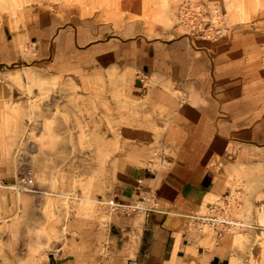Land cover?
Here are the masks:
<instances>
[{
    "label": "rangeland",
    "instance_id": "obj_1",
    "mask_svg": "<svg viewBox=\"0 0 264 264\" xmlns=\"http://www.w3.org/2000/svg\"><path fill=\"white\" fill-rule=\"evenodd\" d=\"M75 26L92 39L82 43L71 33ZM218 26L221 34L214 33ZM178 38L187 39L186 77L198 81L195 87L176 85L183 59L168 60L165 48ZM146 40L164 42L156 65L144 66ZM5 51L14 57L12 69L0 70V153H10L11 167L8 180L0 178V196H8L6 204L0 197V264L112 262L116 213L109 198L140 185L144 170L167 171L179 147L194 141L216 147L223 166H239L210 202L238 219L228 233L242 253L255 255L253 264H264V0H0V56ZM201 55L209 63L198 71ZM205 77L222 100L214 134L205 133L210 125L199 115L209 107L200 97ZM78 92L94 105L90 113L84 102L69 100ZM50 110L62 112L63 132L45 146L37 126L55 122ZM232 124L239 132L225 133ZM71 142L78 147L73 157ZM49 163L54 189L61 169L77 172L76 180L64 176L71 203L52 195L43 204L38 186ZM67 208L73 217L64 228L59 217ZM191 232L201 233L193 224Z\"/></svg>",
    "mask_w": 264,
    "mask_h": 264
},
{
    "label": "crops",
    "instance_id": "obj_2",
    "mask_svg": "<svg viewBox=\"0 0 264 264\" xmlns=\"http://www.w3.org/2000/svg\"><path fill=\"white\" fill-rule=\"evenodd\" d=\"M52 29L50 27V30ZM50 30L45 28L41 33L46 37ZM70 30H72L71 33L82 43H86L92 39L93 33L87 29H80L75 26ZM39 46V48H42L41 56H45V47L43 48V45L40 44ZM185 47H187L186 38L175 39L166 48L164 47V42L161 40H146L143 42L140 52L144 66L156 65L164 48L168 60L179 58L178 62H180L182 58L183 61L176 65V70L179 75L175 79L177 82L176 85L189 88L196 83L194 85L195 87L198 81H195L193 79L194 77L192 80L186 77L188 65H186L187 48ZM13 57L6 51L1 53V71L12 69L7 62ZM196 63L198 65L197 70L200 71L201 65H207L209 63V57L207 55L198 56ZM239 72L241 73V71L237 70L236 74ZM242 73L245 74L244 68ZM155 74L154 72L153 75ZM128 81L129 78L125 77L123 83L125 85L122 87L123 92ZM201 86H204V90H200L201 100L207 102L209 107H206L205 115L201 113L202 111L199 112V115L201 118L202 116L205 117L208 121L207 124L210 125L209 130H206L205 133L214 134L216 121L220 117L221 110L223 109L221 104L222 100L214 96L212 81L209 77H205L202 80ZM247 90L252 91L249 88ZM76 94V100L72 98L69 100L84 102V108L90 113L94 106L92 102L88 99L81 98L80 94L82 93L78 92ZM54 100L58 101L56 99ZM102 102L107 107L104 98ZM234 106L237 108V104ZM231 109L230 117L233 118V105H231ZM27 113L29 114L25 113L26 118L28 116L30 118L32 112L27 111ZM61 113L60 110H50V116L55 118L54 123L40 119L37 128H40L39 132L43 136L42 144L44 143L45 146L47 141L48 144H51L58 140L53 137V133L59 135L63 132V118ZM101 117L103 120V116ZM57 118L59 119L58 121L56 120ZM92 119L90 121L93 123ZM101 123V128H106L105 123ZM72 132L71 130L69 133L72 134ZM224 132L228 134L239 132L238 124L229 125ZM252 134L254 133L252 132ZM185 145L179 147L178 156L167 171L157 174L144 170L141 174L142 183L140 185L109 198V200L117 198L123 202H139L145 194L153 193L159 199L160 207L154 211H138L130 214L111 211L116 214L112 221V243H110L108 250L111 254L110 259L112 262L107 259L108 264H239L241 262L253 264L255 262V255H251L250 253L244 254L238 249L234 235L228 232L220 234L219 230L211 225H208L202 230L198 227L197 216L210 212L212 205L216 203V201H210L216 195L223 192L226 180L229 179L233 171H238L239 166L234 164L223 166L222 162L217 158L219 154L216 152L217 150L214 146L204 149L199 146L197 141ZM66 146L71 150L69 156L73 157V151L76 153L78 148L76 143L71 142ZM48 150L47 148L45 149L46 156L48 155ZM9 158L10 153H0V178L4 181L8 180V177L11 176ZM48 165V169L45 167L42 168L44 182L38 186V191L42 193L43 199V191L49 188L54 189L49 182L52 179V170L50 169V163ZM44 166H47V164ZM224 168H227V170H224ZM59 174L63 178L62 184L55 189L61 192L64 176L68 178L69 174L71 179L76 180L77 178L75 177L77 175L75 170L66 172L61 169ZM14 185L16 184H12L13 187ZM5 193L3 192L2 197L0 196L2 202L8 198ZM82 203L81 201L77 205H81ZM6 208L9 210V205ZM9 213L10 211L7 214ZM192 224L201 232L197 236L192 235ZM211 234L213 237L209 239L208 236ZM76 262L78 264L79 261L77 260ZM97 262L98 264H105L102 258L98 259Z\"/></svg>",
    "mask_w": 264,
    "mask_h": 264
},
{
    "label": "built area",
    "instance_id": "obj_3",
    "mask_svg": "<svg viewBox=\"0 0 264 264\" xmlns=\"http://www.w3.org/2000/svg\"><path fill=\"white\" fill-rule=\"evenodd\" d=\"M213 30L216 34H221L223 32L221 26L215 27ZM205 35L209 36V33L207 32ZM229 196L230 193L226 194L225 197L227 198ZM226 201H228V199H226ZM108 202L113 211L123 212L126 214L138 211H154L160 207L159 199L153 193L145 194L139 202H123L117 198H112ZM197 219L199 228L201 230L204 229L206 225H211L216 227L220 234L228 232L232 227L239 223L238 219L231 217L227 211V208L219 203H214L209 213L198 215Z\"/></svg>",
    "mask_w": 264,
    "mask_h": 264
},
{
    "label": "bare ground",
    "instance_id": "obj_4",
    "mask_svg": "<svg viewBox=\"0 0 264 264\" xmlns=\"http://www.w3.org/2000/svg\"><path fill=\"white\" fill-rule=\"evenodd\" d=\"M21 73H22V71H21ZM27 80V79H26ZM27 88H29L30 89V84H28L27 83V86H26ZM29 124H33V119H32V117H30L29 119H28V125ZM27 125V126H28ZM21 130V129H20ZM29 130H28V127L25 129V131L23 132V134L24 135H27V134H29V132H28ZM84 132V131H83ZM16 154V153H15ZM3 185V184H2ZM6 187V186H5ZM14 187H18V188H21V186H19V185H14ZM19 193V192H18ZM43 194H44V199H43V201H44V205H49L50 204V201H51V196L52 195H59V194H61V195H64V199H65V202L67 203H71L72 202V200L71 199H69V195H71L70 193H66V192H61V191H59L58 189H52V188H49V189H47L46 191H43ZM51 195V196H50ZM88 197V196H87ZM84 197H82V199H83ZM81 202V201H80ZM71 213H73V211L70 209V208H67L66 210H64L63 212H62V214H61V219L62 220H64V224H65V226H64V228H66V226H69L70 225V221H71V218L73 217H71ZM69 215V216H68ZM15 216V215H14ZM13 218V217H12ZM11 218V219H12ZM60 218V217H59ZM6 219V218H5Z\"/></svg>",
    "mask_w": 264,
    "mask_h": 264
}]
</instances>
